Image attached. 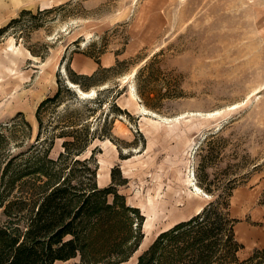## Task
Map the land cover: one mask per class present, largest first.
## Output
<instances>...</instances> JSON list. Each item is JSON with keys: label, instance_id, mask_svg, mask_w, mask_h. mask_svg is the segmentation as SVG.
Here are the masks:
<instances>
[{"label": "rangeland", "instance_id": "1", "mask_svg": "<svg viewBox=\"0 0 264 264\" xmlns=\"http://www.w3.org/2000/svg\"><path fill=\"white\" fill-rule=\"evenodd\" d=\"M141 2L0 0V27L21 19L0 38V126L23 112L34 140L37 107L59 77L68 80L67 66L113 67L77 96L92 100L101 133L82 155H93L98 186L114 184L142 216H133L140 245L117 264H136L158 233L198 213L222 187H234L230 210L245 260L264 249V0H174L159 26L133 28L143 22ZM48 7L57 8L39 13ZM23 9L33 15L20 17ZM144 30L149 40H135ZM155 54L157 80L149 81L148 70L137 73ZM141 86L167 92L159 109L142 101ZM253 263L264 264V254ZM53 264L86 263L78 254Z\"/></svg>", "mask_w": 264, "mask_h": 264}, {"label": "trees", "instance_id": "2", "mask_svg": "<svg viewBox=\"0 0 264 264\" xmlns=\"http://www.w3.org/2000/svg\"><path fill=\"white\" fill-rule=\"evenodd\" d=\"M56 8H43L39 13ZM25 14L33 15V11L23 9L20 17ZM16 22L21 19L13 18L0 27V38ZM29 49L42 59L47 56V52ZM157 56L137 74L145 75L148 70L146 79L157 80ZM97 62L100 66L91 74L67 66L68 80L59 77L56 92L37 107L39 127L34 140H30L33 126L23 112L0 126V218L18 221L5 224L0 220V264H53L78 254L86 264H117L140 245L142 234L133 223V216L142 218L139 208L127 204L114 184L99 187L93 155L82 156L101 133L98 136V126L92 125L96 118L92 100L80 101L78 89L86 92L100 84L99 75L113 68ZM100 94L101 90L95 97L98 102ZM165 96L167 92L156 86L140 88L142 101L151 108L159 109L156 101ZM70 98L78 101L74 107L68 104ZM62 105L66 107L59 110ZM50 108L56 112L46 119ZM58 141L61 150L54 157ZM218 189L198 213L158 233L136 264H254L264 249L255 250L245 260L239 258L243 244L237 240L238 220L230 210L234 187Z\"/></svg>", "mask_w": 264, "mask_h": 264}, {"label": "crops", "instance_id": "3", "mask_svg": "<svg viewBox=\"0 0 264 264\" xmlns=\"http://www.w3.org/2000/svg\"><path fill=\"white\" fill-rule=\"evenodd\" d=\"M174 0H142L140 4V12L139 16H141V19H143V22H141V20H135L134 24H133V28L136 26L139 27H144V26H149V27H155V26H159V24L165 19L167 13L169 12V8L171 3ZM137 19H139V17H137ZM137 37L138 41H147L148 39V35L147 32L141 31L140 36L138 37V34L133 32V37ZM112 63H114V61L110 60L108 65H112ZM104 65V64H103ZM98 67V66H97ZM96 68H92V69H88L86 67H84L83 65H81V67L78 68V72L80 73H86V74H91L93 73ZM253 234H257L254 233ZM262 234L264 235L263 231ZM251 248H254L256 246H250ZM264 247V246H261Z\"/></svg>", "mask_w": 264, "mask_h": 264}, {"label": "water", "instance_id": "4", "mask_svg": "<svg viewBox=\"0 0 264 264\" xmlns=\"http://www.w3.org/2000/svg\"><path fill=\"white\" fill-rule=\"evenodd\" d=\"M69 84H70L72 87H76V85L73 84V83H71V82H69ZM80 91H82V90L80 89ZM82 92H83V91H82Z\"/></svg>", "mask_w": 264, "mask_h": 264}, {"label": "bare ground", "instance_id": "5", "mask_svg": "<svg viewBox=\"0 0 264 264\" xmlns=\"http://www.w3.org/2000/svg\"><path fill=\"white\" fill-rule=\"evenodd\" d=\"M80 91V90H79ZM81 93H83L84 95H88L89 93L88 92H85V91H80Z\"/></svg>", "mask_w": 264, "mask_h": 264}]
</instances>
